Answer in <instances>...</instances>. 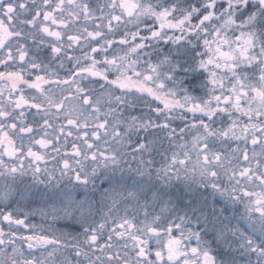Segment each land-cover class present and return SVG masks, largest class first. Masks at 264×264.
Wrapping results in <instances>:
<instances>
[{
  "label": "clouds",
  "instance_id": "1",
  "mask_svg": "<svg viewBox=\"0 0 264 264\" xmlns=\"http://www.w3.org/2000/svg\"><path fill=\"white\" fill-rule=\"evenodd\" d=\"M4 3L15 11L13 36L0 46V130L22 151L9 158L0 148V212L22 215L34 232L60 243L29 248L15 224L0 220V264H124L125 258L136 264L131 243L111 229L121 217L142 223L146 214L161 222L186 217L216 264H264V221L249 211L255 205L241 191L264 192V155L253 156L264 146V133L258 146L239 128L221 134L233 123L242 128L250 122L232 100L222 99L241 88L243 107L251 106L253 121L264 126V103L253 91L264 90V0ZM5 12L0 7V15ZM45 12L52 16L37 15ZM21 93L29 104L17 106ZM70 119L79 126L69 128ZM101 121L106 127L98 129ZM13 122L17 129L9 127ZM28 125L32 131L21 134L19 128ZM97 130L93 160L82 133L92 139ZM45 135L52 143L41 148L36 141ZM200 143L208 145L206 165ZM72 144L81 156L65 155ZM29 147L44 154L38 165L27 157ZM217 152L221 160L213 162ZM174 155L187 164H173ZM66 158L69 169L61 163ZM244 167H251V179L233 175ZM213 168L218 175L209 177L204 170ZM77 172L86 183L75 178ZM90 229L100 237L96 244L88 240Z\"/></svg>",
  "mask_w": 264,
  "mask_h": 264
},
{
  "label": "snow or ice",
  "instance_id": "2",
  "mask_svg": "<svg viewBox=\"0 0 264 264\" xmlns=\"http://www.w3.org/2000/svg\"><path fill=\"white\" fill-rule=\"evenodd\" d=\"M6 9L4 15H0V46L13 36V32L10 26L12 21V16L10 15L15 11V7L11 3H4L0 5ZM37 15H44L46 17H51V12L37 13ZM44 31H48V28L45 27ZM52 35L59 37V32H54ZM91 35V34H90ZM219 51V49H218ZM219 54L224 57H230L229 52L219 51ZM21 59L24 58V54L21 53ZM90 70V69H89ZM98 74V73H96ZM4 74L0 73V76ZM10 76L16 77V82H20V74H9ZM40 77H37L39 80ZM15 86V85H14ZM235 91V90H234ZM253 91L256 93V97L264 103V90L254 88ZM240 94H246L245 89H240ZM237 94L234 97L225 96L223 97L224 103H227L229 100H232L233 107L238 111L243 112L249 117V123L245 124L242 128L240 125L233 123L229 129H225L221 134L225 137H228L231 134H235L236 129H240V135L244 136L246 139H249V142L254 146L260 145L261 133H264V126L258 127L257 124L253 121V113L251 106L244 108L241 103V95ZM219 99V98H218ZM17 106H22L29 104L24 95L21 93L15 98ZM39 107V105H34ZM223 110V109H222ZM211 114V113H209ZM261 113L256 111L255 116L259 117ZM47 123V121L45 122ZM203 123V122H202ZM67 125L69 128L72 125H77L75 120H68ZM79 126V125H77ZM165 127L167 125H164ZM207 127V125H204ZM12 129H17L18 125L13 122L9 125ZM83 127H88V125H83ZM98 129H103L106 127V123L101 121L97 125ZM19 131L21 134H27L32 131V126L28 125L27 127H20ZM60 135H65L64 128L59 129ZM68 136H71L72 133L69 130L66 133ZM251 134V135H250ZM92 139L88 138V133H82L83 142L86 147L89 149L88 155L91 159L95 160L97 158V152L93 151L95 144L94 141L100 139V132L94 131L92 134ZM60 136H57L56 139L59 140ZM52 143L51 140H48L45 136H41L37 141L41 148H46ZM196 143V142H194ZM200 149L203 151L201 157L203 163L206 165L209 163V154L206 151L208 145L206 143L199 144ZM0 148L3 149L4 155H7L9 158H14L16 155L22 151L17 148L16 141L13 136L7 130H0ZM66 156H75L79 157L82 155L81 148L78 144L71 145V152H65ZM99 155L108 158L106 152H100ZM264 155V146H261V151L259 153L253 151V156ZM27 157L31 158L32 161L36 162L37 165L40 161L45 159L44 154L38 148L29 147L27 149ZM242 158L247 161L249 159V152L245 148L242 152ZM172 163L187 164L186 159H180L177 161V157L174 155L172 158ZM213 162H219L221 160V154L217 152L212 157ZM2 163V161H0ZM65 169L71 167L70 159H63L61 161ZM22 166V161H21ZM37 172L40 171L37 166L35 169ZM12 172H16V167L11 169ZM167 171V169H165ZM209 177H216L217 171L213 168L210 171L204 170ZM252 169L251 167H244L239 172H233V175H239L240 177L252 178ZM75 178L81 182H87L86 177H82L80 172L75 174ZM261 181L264 182V177H260ZM214 189L219 191L221 195L227 194V190L223 189L221 185L213 183L211 185ZM235 191V189H233ZM244 196L252 198V204L255 205L254 208L249 209V211L256 215L258 214L262 221H264V192L255 193L249 192L247 189H241ZM165 209H162L164 211ZM0 220L4 222V226L15 224L20 230L19 238L27 242L28 247H40L46 245L59 244L60 241L55 239L52 236L38 234L33 231L34 225H30L28 220L22 215L17 216L13 211L4 210L0 212ZM187 218L183 216H176L173 218H166L161 222L160 217H154L149 219L147 214L145 215V220L142 223H138L135 216H124L114 221L111 231L115 233V236L128 240L133 250L136 254V264H216V257L213 252L203 245L201 240V234L198 231L193 230L191 227L187 226ZM104 225H101L103 228ZM27 231H24V230ZM91 235L88 236V240L96 244L100 237L97 234L96 229H90ZM4 235L3 227L0 226V243L3 242L2 237ZM13 237L17 236V231H12L10 233ZM108 240L112 239V236L109 235ZM251 243V241H249ZM101 247H110V245H102ZM79 254V253H78ZM111 254H109V259H112ZM25 264H36L35 261L27 259ZM124 264H128L127 258L124 260Z\"/></svg>",
  "mask_w": 264,
  "mask_h": 264
}]
</instances>
